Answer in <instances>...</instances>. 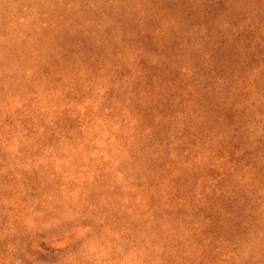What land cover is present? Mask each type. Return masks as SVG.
Masks as SVG:
<instances>
[{
	"label": "rangeland",
	"instance_id": "rangeland-1",
	"mask_svg": "<svg viewBox=\"0 0 264 264\" xmlns=\"http://www.w3.org/2000/svg\"><path fill=\"white\" fill-rule=\"evenodd\" d=\"M0 264H264V0H0Z\"/></svg>",
	"mask_w": 264,
	"mask_h": 264
}]
</instances>
